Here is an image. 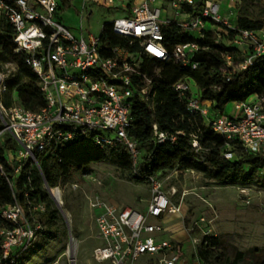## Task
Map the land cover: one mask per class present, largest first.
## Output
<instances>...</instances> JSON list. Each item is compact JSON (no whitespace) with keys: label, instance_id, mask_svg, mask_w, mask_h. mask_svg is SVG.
Returning <instances> with one entry per match:
<instances>
[{"label":"built area","instance_id":"obj_1","mask_svg":"<svg viewBox=\"0 0 264 264\" xmlns=\"http://www.w3.org/2000/svg\"><path fill=\"white\" fill-rule=\"evenodd\" d=\"M83 7L91 3L108 9L124 4L128 17L110 25L115 34L128 38L130 45L138 44V53L132 56L125 48H116L112 55L102 54L101 35L89 36L88 41L74 35L59 21L62 9L59 0H0V24L6 19L13 28L15 54L24 56L25 64L38 78V86L45 106L32 112L20 104L5 107L0 99V147L6 143L14 148L4 150V160L11 169L5 177L13 194L10 204H0V264L15 263L27 253L44 231L42 215L46 205L29 203L28 213L14 192V180L20 176L28 160L38 169V158L56 155L59 148L79 138H88L102 150L124 147L136 168L139 160L137 142L128 135L131 127V103L134 78L141 81L140 93L147 100L151 79L141 69L144 57L161 62L174 60L184 68L196 70L192 62L199 52L196 40L177 44L169 50L164 41V28L175 26L197 39L213 26L233 31L231 44L242 58L237 67L232 56H225V68L243 72L264 57V29L240 30L235 23L223 17L216 0H80ZM126 4V5H125ZM83 13V9H82ZM220 39V34H217ZM0 72V98L7 93L6 81L15 71L7 66ZM179 98L184 99L186 111L200 116L208 129L227 142L237 140L249 155L264 157V97L255 96L253 102H234L235 115L224 117L211 101H203L195 82L185 78L172 85ZM158 144L174 143L183 132L171 134L153 126ZM9 134L10 138L1 140ZM197 153L199 143L194 141ZM228 160L233 153L225 152ZM138 178L140 174L134 171ZM93 185H101L94 175L82 174ZM149 186L150 201L145 212L120 207L90 197V206L96 212V227L101 245L93 250L97 264H139L143 257L158 256L155 264H191L184 257L182 245L158 238L164 229L151 219L181 214V205L172 203L157 176L144 178ZM72 190L79 188L76 182ZM60 186L51 188V194L62 203ZM57 194V195H56ZM27 198V194L25 195ZM53 200V198H52ZM55 203V202H54ZM198 264H201L198 261Z\"/></svg>","mask_w":264,"mask_h":264},{"label":"trees","instance_id":"obj_2","mask_svg":"<svg viewBox=\"0 0 264 264\" xmlns=\"http://www.w3.org/2000/svg\"><path fill=\"white\" fill-rule=\"evenodd\" d=\"M65 0H59L62 8ZM262 0H238L236 24L240 30L260 31L264 29V7L255 11ZM222 26L210 27L204 37L182 32L175 26L164 28L165 45L171 50L177 44L196 40L200 50L192 59L198 63L196 70L184 68L174 60L161 62L152 57H144L140 69L151 79L150 94L146 100L140 93L141 81L134 78L131 103V127L128 135L137 142L140 153L136 168L124 147L111 151L96 147L88 138H79L57 151L56 155L38 158L40 169L28 160L19 177L14 180L13 192L20 199L28 213L29 203L42 202L46 211L42 215L44 231L41 235L50 236L58 230L59 210L45 189V181L50 188L63 187L74 182L77 174L98 163H109L125 170L129 178L136 182H145L144 178L157 176L167 171H194L208 177L218 185H249L264 188V157L247 154L240 142H227L208 129L200 116H191L186 111L185 101L178 97L172 85L185 78H191L203 101H211L215 109L223 110L228 103L245 102L251 96L264 97V57L258 59L252 68L237 72L225 68V56L234 61L241 60L240 51L231 41L233 31H224ZM13 28L2 19L0 24V72L7 66L15 69L6 81L7 93L16 91L19 104L27 110L36 112L45 106L44 98L38 86V78L25 64L24 56L15 54L12 41ZM217 34H220L218 39ZM102 54L112 55L114 49L125 48L134 56L138 53V44L130 45V40L113 32L110 24L104 25L101 32ZM226 41H230L229 44ZM154 69L159 70L155 76ZM163 132L178 136L174 143L158 144L153 126ZM199 143L198 153L193 147ZM14 146L8 143L0 147V163L7 177L11 169L4 160V150ZM225 152L233 153V158L224 157ZM143 154V155H142ZM140 174L138 178L134 171ZM27 194V198L25 195ZM13 201V194L5 177L0 173V204ZM1 225V223H0ZM1 254V251H0ZM201 264H264V253L250 249L245 253L226 254L220 237L205 236L196 254ZM22 264L21 258L15 263Z\"/></svg>","mask_w":264,"mask_h":264},{"label":"rangeland","instance_id":"obj_3","mask_svg":"<svg viewBox=\"0 0 264 264\" xmlns=\"http://www.w3.org/2000/svg\"><path fill=\"white\" fill-rule=\"evenodd\" d=\"M162 2L158 0L157 5ZM262 2L255 11L264 7V0ZM123 5L116 4L115 9H108L89 3L83 7L80 0H65L59 21L74 35L88 41L90 35L100 37L104 25L128 17ZM239 61L235 60V68ZM153 73L158 76L159 70L154 69ZM0 99L5 107L20 102L16 91ZM247 101L253 102L255 97ZM221 114L233 117L235 104L228 103ZM6 138L10 135L5 134L1 140ZM85 174L94 175L101 185H93L82 174H77L74 182L78 189L72 190L70 185L61 187L62 212L58 214V230L50 236L40 235L21 256L22 264H97L93 260V250L101 241L97 235L96 212L90 206L92 196L98 195L110 204L139 212L147 210L150 192L146 182L132 181L127 171L109 163L94 164ZM158 178L172 203L181 205L182 211L179 216L151 219V222L164 229L159 239L185 247L184 257L191 264H198L196 254L205 236L220 237L226 254L245 253L250 249L264 253V188L218 185L194 171H167L160 173ZM158 258L143 257L139 264H155Z\"/></svg>","mask_w":264,"mask_h":264},{"label":"crops","instance_id":"obj_4","mask_svg":"<svg viewBox=\"0 0 264 264\" xmlns=\"http://www.w3.org/2000/svg\"><path fill=\"white\" fill-rule=\"evenodd\" d=\"M216 1H218L220 4V11L222 16L228 18L230 22L235 23L237 19L238 0H216ZM170 216L171 215H167L166 217H170ZM182 248H183V253H185V247L183 245Z\"/></svg>","mask_w":264,"mask_h":264},{"label":"water","instance_id":"obj_5","mask_svg":"<svg viewBox=\"0 0 264 264\" xmlns=\"http://www.w3.org/2000/svg\"><path fill=\"white\" fill-rule=\"evenodd\" d=\"M45 188L51 193V188L49 187V185L47 184L46 181H45ZM51 196H52L53 201L55 202V204H56L58 210H59L60 212H62V209H61V207H60V205H59L57 199H56L52 194H51ZM72 251H73V248H71V251H70V252L72 253Z\"/></svg>","mask_w":264,"mask_h":264},{"label":"bare ground","instance_id":"obj_6","mask_svg":"<svg viewBox=\"0 0 264 264\" xmlns=\"http://www.w3.org/2000/svg\"><path fill=\"white\" fill-rule=\"evenodd\" d=\"M57 195V194H56Z\"/></svg>","mask_w":264,"mask_h":264}]
</instances>
